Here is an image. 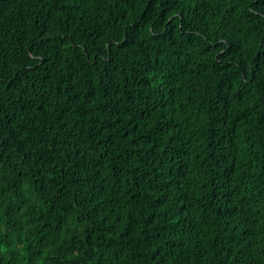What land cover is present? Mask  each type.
<instances>
[{
	"label": "trees",
	"instance_id": "1",
	"mask_svg": "<svg viewBox=\"0 0 264 264\" xmlns=\"http://www.w3.org/2000/svg\"><path fill=\"white\" fill-rule=\"evenodd\" d=\"M0 264H264V0H0Z\"/></svg>",
	"mask_w": 264,
	"mask_h": 264
}]
</instances>
